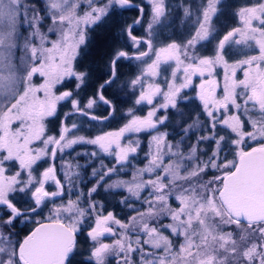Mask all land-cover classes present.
Here are the masks:
<instances>
[{
    "label": "snow or ice",
    "instance_id": "snow-or-ice-1",
    "mask_svg": "<svg viewBox=\"0 0 264 264\" xmlns=\"http://www.w3.org/2000/svg\"><path fill=\"white\" fill-rule=\"evenodd\" d=\"M147 4L146 35L137 36L133 29L144 21L145 8L134 0H0V264H109V258L112 264H264V0L234 7L238 26L219 36L213 21L225 0L184 5L189 34L158 47L157 25L169 26L166 0ZM116 8L139 13L121 29L135 51H113L109 78L82 106L76 95L90 74L78 69L81 49L88 31ZM213 40L212 55L201 56L199 49ZM121 60L146 65L127 86L138 94L135 105L151 106L147 115L130 108L123 126L94 138L73 132L75 121L69 127L62 120L59 133L49 134L62 102L71 105L64 119L77 113L88 120L110 118L115 109L103 90L117 84ZM162 66L171 79L161 75ZM71 80L76 94L65 87ZM185 89L196 96L181 95ZM194 99L203 122L198 116L181 124L186 113L179 104ZM98 103L109 107L108 116L90 113ZM170 110L180 136L175 144L160 130L172 124ZM197 131L204 134L185 151V138ZM141 133L148 137L146 151ZM204 143L210 144L207 152L199 147ZM78 144L95 146L87 155L110 156L114 165L100 161L92 171L95 184L73 199L81 166L61 165V179L55 161ZM141 156L138 167L133 162ZM43 164L48 166L41 171ZM129 167L131 180H111ZM101 187L127 192L120 193V203L131 210L124 221L112 212L94 215L103 205L91 199L82 206ZM17 223L36 227L21 237ZM78 235L90 241L86 257Z\"/></svg>",
    "mask_w": 264,
    "mask_h": 264
},
{
    "label": "rangeland",
    "instance_id": "rangeland-1",
    "mask_svg": "<svg viewBox=\"0 0 264 264\" xmlns=\"http://www.w3.org/2000/svg\"><path fill=\"white\" fill-rule=\"evenodd\" d=\"M179 1H181V0H179ZM199 2V0H182V3H179L178 5H176V9H180L181 11L179 12V16H178V21H177V23L174 25V26H176L177 27V30H170V31H167L168 32V38H163L164 36H165V32H162L161 31V29H160V27L161 26H159V25H157V28H156V35L153 37V44H154V46H161V45H163V44H165V43H168V42H171V40H175V41H177V42H182L186 37H187V35L189 34V28H190V23H189V21H187V20H185L184 19V16H183V6L184 5H188V4H191V5H193V6H195L197 3ZM168 12H169V14H170V11H169V9H168ZM145 16H146V14H145ZM175 17V16H174ZM149 18V16L146 18L145 17V23H143L142 24V30H141V33H142V35H139V36H144V35H146V33H145V28H146V21H147V19ZM105 19V18H104ZM102 20V21H100L98 24H96V25H94L89 31H88V34H87V36H88V39H87V42L89 41V40H91L92 38L90 37L91 36V30L92 29H94V28H97L98 26H103V25H109V23L111 24V21H106V20ZM215 20V19H214ZM173 20L170 18V19H168V25H170V23L172 22ZM165 27H167V26H165ZM165 27H162L163 29H165ZM174 31H177L176 33H175V36H173V32ZM184 35H185V37H184ZM86 42V43H87ZM215 44V43H214ZM143 47V46H142ZM81 50H83V47H82V49ZM135 50L134 49H131V51L130 52H134ZM201 52L199 51V54H200ZM81 56H80V58H79V60H81ZM238 58V57H237ZM146 65H143L140 61H138L137 62V66L136 67H138V72L136 73V75L133 77V78H128V81H126V79L125 80H122L119 84H121V85H123L124 86V84H125V86H127L128 85V83H129V80L131 81L132 79H134V78H136L138 75H140L141 74V69L143 68V67H145ZM217 78L218 79H220L221 80V82H222V70L220 69V68H217ZM161 75L162 76H167V77H169V79H171V77H170V73L169 72H167V71H164V67L162 66V69H161ZM180 76H181V74L180 73H178L177 74V84H179L180 83ZM237 76H238V78H241L240 77V73L238 72L237 73ZM193 80H194V84H198L199 83V78L198 77H194L193 78ZM69 82V81H68ZM68 82H66V85H65V87H66V89L67 90H71L72 91V87H71V85H69L68 84ZM149 82H153V81H149ZM154 82H156V83H160V85H161V87L164 89V90H166V86H165V83H164V81L161 79V77H156L155 78V80H154ZM68 84V85H67ZM75 89V88H74ZM127 89H128V92L127 91H124V92H122L121 93V95L124 97H131L132 96V98L135 100L136 98H137V96H138V94L137 93H134L133 92V89L131 88V87H128L127 86ZM185 93H188V94H190L191 96H193V97H195L196 96V92L195 91H193L192 89H185V90H183L182 92H181V95H184ZM217 95L219 96L220 95V92L218 91V93H217ZM91 98H94V97H90V98H88V99H84L83 100V102L81 103V105L83 106L84 104H86L87 103V101L89 100V99H91ZM158 100H159V98H157ZM196 100H198V99H196ZM199 101V100H198ZM62 104H63V102L61 103V105L60 106H62ZM66 104V103H65ZM67 105H69V104H67ZM103 105L102 104H97L96 106H94V108L93 109H91V110H89L90 111V113L91 114H94V113H96V111L99 109H101V107H102ZM142 106H146L145 108H146V115H147V112L150 110V108H151V106H149V105H142ZM70 107V106H69ZM68 107V108H69ZM67 108V109H68ZM129 110V109H128ZM128 110H126V112H125V114H127L128 113ZM71 111V108H69L68 109V112H70ZM171 111V110H170ZM170 111H169V113H170ZM68 112H66V113H68ZM140 115V116H146V115ZM192 114V113H191ZM191 114H186V117H184V118H181V124H183L184 123V120L185 119H187L189 122H191L192 120H194L196 117H198L197 115H191ZM136 115H139L138 114V112H137V114ZM157 115H161V113H157ZM69 118V119H68ZM80 118H82V116L80 115V114H74V115H71V116H69V117H67V119L68 120H66V119H64V118H60V121H65V124L67 125V126H69V127H71V123L73 122V121H75L76 123H77V125L79 126L78 127V129H73L72 131L73 132H75L77 135H80V136H84V137H86V138H94L96 135H99V134H102L101 132H103V131H99V134H94V135H92V136H86V134L85 133H87L85 130H89V129H86V128H84V125H83V123H81V120H80ZM128 118V117H127ZM170 119L172 120V124H170V125H168L167 127H161V131H165V132H168L169 133V139L170 140H172V142L175 144L176 143V141H178V140H180V136H178V135H176V133H177V131H178V129L177 128H175V123H176V117L175 118H173V116H170ZM200 119H201V121L203 122V118L202 117H200ZM55 119H52L51 121H54ZM51 121L48 123V130H49V134H58L59 133V130H60V127H61V123H59V126L58 127H55L53 124H51ZM83 122V121H82ZM53 123V122H52ZM84 128V129H83ZM83 132V133H82ZM95 133V132H94ZM204 133L202 132V131H197V132H195V133H189V137L188 138H185V143L184 144H182L181 145V147L185 150V151H187V145L188 144H195V142H196V136H198V135H203ZM69 135H71V133L69 134ZM140 136L141 135H145L144 133H141V134H139ZM147 135V134H146ZM173 137H175V139L173 140ZM146 144H147V142H146ZM89 146L91 147H93L92 149L91 148H89ZM253 146H255V145H253ZM87 147L90 149V151L92 152V151H94V150H96V147L95 146H93V145H89V144H78V145H75L74 146V148L73 149H66L65 150V152L63 153V159H61L60 158V155L58 154V156H57V162H56V167H57V176H58V178H61L62 179V176H63V173L60 171V168H61V165H63V164H65V163H71V164H73L72 162H70L69 161V159L68 158H70V157H73V159H74V157L75 156H77V155H86V157L87 156H89V155H87V153H90L89 151H87ZM200 149H201V152H207V151H209V148H210V144L209 143H204V144H201L200 146ZM147 150V149H146ZM75 153H76V155H75ZM79 153V154H78ZM72 155V156H71ZM198 155H201V153H198ZM100 157H101V159H103V160H100V161H103V163L107 166V167H109V168H111V167H113V165H114V160H113V158L112 157H110V156H106V155H101V154H99L98 153V155L96 156V157H94L95 159H100ZM104 157V158H103ZM106 157V158H105ZM201 158L203 159V157H202V155H201ZM229 158H231V157H229ZM100 161H98L99 162V167H98V169L100 168ZM143 157L141 156V158H140V160H137V161H134L133 163L134 164H136V166H138V167H143ZM92 162H93V160H92ZM75 163V162H74ZM110 164V165H109ZM76 165V164H75ZM48 165L47 164H43L42 165V167H41V171L43 170V168H46ZM89 166V167H88ZM93 168V165L91 164V161H88V163H86L85 165H84V168ZM91 168V169H92ZM89 170V172L88 173H86V174H83V175H80V178L78 179V180H76V183H75V186L72 188V190H71V196H72V198L73 199H76V193H77V191H81V192H83V193H87L88 191H89V189L95 184V178L92 176V171L93 170ZM131 171H132V169L131 168H126L124 171H122V172H120V174H119V176H112V178H111V180H116V179H125V180H131ZM84 173H85V171H83ZM207 178V177H206ZM111 180H108L107 182L108 183H111ZM62 182H64L63 180H62ZM52 187H54V186H52ZM99 192H101L100 193V195H102L103 197H105V198H108L109 196H111L112 194H116L117 192H123V195H127V192L126 191H124V190H122V189H111V190H109V191H105L104 190V188L103 187H101V188H98L97 189V192L96 193H99ZM96 193H93V195H92V197H90V198H86V199H84V202H83V204H82V206L83 207H86V205H87V202H88V199H91V200H93V201H96V200H94V196L96 195ZM120 199L122 200L123 199V196L120 194ZM65 199H67V197H65ZM120 200V201H121ZM58 203L60 202V201H57ZM97 202V201H96ZM52 205H49L48 207H46L45 209H44V212H43V214L42 215H39L40 217L37 219V217H36V219L37 220H43L44 219V217L48 214V208H50ZM104 208V207H103ZM128 211H131L129 208H127V207H125ZM104 210V209H103ZM101 211L100 209H98V213L99 214H103V215H106V213L104 214V211ZM117 218H119V215H117ZM87 221L85 222V224H86V226H87ZM29 224H31V225H35V224H33V223H29ZM32 226V227H33ZM79 236V235H78ZM82 236V235H81ZM84 236H86V235H84ZM112 237H107L106 238V241L105 242H112ZM87 243H88V247H85V250H84V252H86V256H87V254H88V249L90 248V241H86ZM80 248H82L81 247V244H80ZM109 264H112V258H109Z\"/></svg>",
    "mask_w": 264,
    "mask_h": 264
},
{
    "label": "trees",
    "instance_id": "trees-1",
    "mask_svg": "<svg viewBox=\"0 0 264 264\" xmlns=\"http://www.w3.org/2000/svg\"><path fill=\"white\" fill-rule=\"evenodd\" d=\"M134 2L141 4L145 8V11H146L145 17L147 18L148 12H149V6L147 4V0H134ZM245 2L246 0H225V7L223 10V14L220 15L219 19L217 20V24L215 25L216 28L218 29L217 36H219L221 33L226 32L232 27L238 26V24H235L236 18L233 15H231V20H232L231 27L225 28V29L223 27L222 29H220L221 22L225 18V10L228 9L229 5H231L234 9V7H238ZM179 3H182V0L181 1L166 0V7L170 11L168 19L171 18L173 21L170 23L169 26L165 27V29L160 27L162 32L170 31V30H177V27L174 25L177 23L179 19L178 14L181 11L180 9H176V5H178ZM138 16H139V13L136 9L130 10V9L116 8L114 11H111L109 15L104 19L107 22L111 21V24L109 23V25L98 26L97 28H94L91 30L90 37L92 39L89 40L83 46V50H81L82 58L81 60H78V63H77L79 70L88 71L90 74L89 79L87 80L86 84L81 87L79 93L76 95V98L80 101V104L83 102L84 99L94 97L99 86L103 84V82L109 77L108 76V72H109L108 62H109V59L111 58L113 51L116 48H121L125 51L129 49L126 37L121 35V29L125 27L126 25H129L130 22H132L134 18H138ZM143 22H145V19L144 21H142V23ZM176 32L177 31H174L173 33H176ZM68 84L71 85L72 91L74 92V94H76V89H74L75 81L71 80L68 82ZM110 90L106 89V91H104V95L107 96L108 98H111V95L113 94V92ZM68 107L69 105L63 103L62 106H60L58 117L54 118L55 120L51 121V124H53L55 127H58L59 123H61L60 118H64L63 113L68 112V109H69ZM201 116L204 119L203 115ZM63 122L65 123V121ZM82 157L83 155L79 157L80 159L77 160L75 163L72 162L73 165L79 164L81 166L78 169L81 175L88 173V171L92 168V167L90 169L84 168V165L87 163V160H82ZM94 168L97 169V167H93L91 170H93ZM83 171H85V173ZM100 193L101 192L96 193V195L94 196V200H96L97 202L103 205L104 214L105 213L107 214L108 212H112L116 217L117 215H119V218L117 219L124 221L125 218L129 215L130 211H128L123 204L115 201L116 199H119L121 196L114 194V195L109 196L108 198H105V197H102ZM95 214H99L98 209H97V212L94 213V215ZM36 217L38 219L40 216H36ZM32 226L33 225L29 223L27 224L17 223L15 225L14 231L18 232L20 236L22 237L29 232ZM81 238L82 236L79 235L78 236L79 245L81 243L85 244V241Z\"/></svg>",
    "mask_w": 264,
    "mask_h": 264
},
{
    "label": "flooded vegetation",
    "instance_id": "flooded-vegetation-1",
    "mask_svg": "<svg viewBox=\"0 0 264 264\" xmlns=\"http://www.w3.org/2000/svg\"><path fill=\"white\" fill-rule=\"evenodd\" d=\"M232 12H233V7L231 5H229L228 9L225 10V18L221 22L220 29H222L223 27H224V29L231 27V25H232V20H231ZM145 13H146V11H145ZM131 23L132 22H130V24ZM143 23H145V22H143ZM143 23L141 22V25L136 26V28L133 29V34H135L137 36L142 35V33H141L142 29L141 28L143 27L142 26ZM213 23L216 25L217 20L215 19L213 21ZM235 24H238L237 20L235 21ZM164 32H165V36L163 38H165V37L168 38V32L167 31H164ZM173 34H175V33H173ZM173 36H175V35H173ZM184 37H185V35H184ZM214 43H215V41L213 40L211 43L206 44L205 47L200 48L199 49V51L201 52L200 55L201 56L212 55L213 47L215 45ZM127 51H131V49L129 48ZM137 62L138 61H136V60H131V61L121 60L117 63L116 72H117V75L119 77L117 84L113 85L110 88H105L103 90V91H106V89H109V90L111 89L110 91L113 92V94L111 95V98H108L107 96H105V97L111 101L112 107H114L115 111L111 114V116L108 120H100V121L88 120L87 118L82 116V118H80V120L82 119L81 123H83L84 128L89 129V130H85L87 132V133H85L86 136H92L94 134H99V131L106 132V131L117 130L119 127L123 126V124L127 122L128 116H127V114H125V112H126V110H128L130 108H135V114H137V112L139 115H144L146 113V108H145L146 106L135 105L134 99L132 98V96L131 97H125V96L123 97L121 95V93L124 91L128 92V89H127V86H125V84H124V86L119 84L122 80L126 79V81H128V78L131 79L136 75V73L138 72V67H136ZM122 74H124V75H122ZM103 84H104V82H103ZM100 86H99V88H100ZM69 106H70L69 108H71V105H69ZM179 107L186 114L192 113L191 115H193V116L197 115L199 117H202L201 116L202 112H201V107H200V101H198L196 99L191 100L189 102H185L183 104H179ZM92 115H96L98 117L108 116L109 115V107L107 105H103L100 110L98 109L96 111V113H94ZM169 116H172L171 111L169 113ZM173 118H175V117L173 116ZM68 119H66V120H68ZM103 132H101V133H103ZM140 139H141V147L146 151L145 145H146V142L148 139L147 135L146 134L141 135ZM89 148L92 149L93 147L89 146ZM89 148L87 147V151L91 152ZM75 155H76V153H75ZM79 157H81V155L75 156L74 159H73V157H70L68 159L70 162H76L77 160L80 159ZM82 160H87V163H88V161H91V164L93 165V167H97V169H98V167H99L98 161L103 160V159H101V157H100V159L98 160V159H95L94 157H90V156L86 157V155L85 156L83 155ZM92 160H93V162H92ZM56 162H57V159L55 161V164H56ZM45 187L48 190H54V187H52L50 185H46ZM120 193L121 192H117L116 195L120 196ZM112 195H114V194H112ZM120 200L121 199L119 198V199H116L115 201L120 203ZM34 227H36V225H34L32 228H34ZM81 239H83L85 241V244L81 243V247H82L81 249H83V255H84V257H86V252H84V250H85V247H88V244H86L87 238H86V236L82 235ZM77 240H78V236H77ZM79 258H81V257H77L78 260H79Z\"/></svg>",
    "mask_w": 264,
    "mask_h": 264
}]
</instances>
